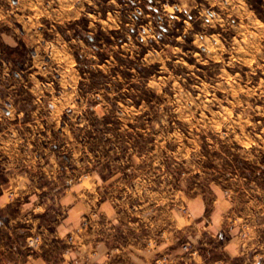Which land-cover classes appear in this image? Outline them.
<instances>
[{"label": "rangeland", "instance_id": "rangeland-1", "mask_svg": "<svg viewBox=\"0 0 264 264\" xmlns=\"http://www.w3.org/2000/svg\"><path fill=\"white\" fill-rule=\"evenodd\" d=\"M93 171L181 212L217 194L264 264V0H0V182L54 208Z\"/></svg>", "mask_w": 264, "mask_h": 264}, {"label": "crops", "instance_id": "crops-1", "mask_svg": "<svg viewBox=\"0 0 264 264\" xmlns=\"http://www.w3.org/2000/svg\"><path fill=\"white\" fill-rule=\"evenodd\" d=\"M107 183L88 173L52 208L44 186L0 182V264H163L161 255L165 264H235L233 229L217 194L210 204L190 198L181 212L153 190L143 198L136 187Z\"/></svg>", "mask_w": 264, "mask_h": 264}, {"label": "built area", "instance_id": "built-area-1", "mask_svg": "<svg viewBox=\"0 0 264 264\" xmlns=\"http://www.w3.org/2000/svg\"><path fill=\"white\" fill-rule=\"evenodd\" d=\"M82 224L85 225V224H86V220H84V221L82 222ZM36 239H37V237H34V238L30 239V240H29V243H30V244H33V243L36 241ZM183 247H184V249H187V245L184 244Z\"/></svg>", "mask_w": 264, "mask_h": 264}]
</instances>
